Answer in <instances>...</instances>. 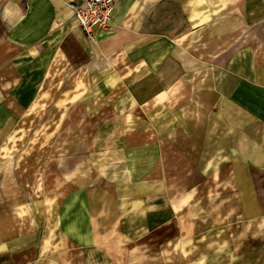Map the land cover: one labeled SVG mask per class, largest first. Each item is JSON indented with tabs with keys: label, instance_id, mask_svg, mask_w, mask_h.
<instances>
[{
	"label": "crops",
	"instance_id": "crops-1",
	"mask_svg": "<svg viewBox=\"0 0 264 264\" xmlns=\"http://www.w3.org/2000/svg\"><path fill=\"white\" fill-rule=\"evenodd\" d=\"M73 1L0 0V264H264L177 231L198 184L264 171V0H117L94 38Z\"/></svg>",
	"mask_w": 264,
	"mask_h": 264
},
{
	"label": "rangeland",
	"instance_id": "rangeland-1",
	"mask_svg": "<svg viewBox=\"0 0 264 264\" xmlns=\"http://www.w3.org/2000/svg\"><path fill=\"white\" fill-rule=\"evenodd\" d=\"M77 127V136L87 143L90 123L83 120ZM81 149L88 148H78L79 157L84 159L86 152ZM3 169L0 165V175ZM213 226L232 234L239 250L264 241V171L239 168L193 188L189 199L179 205L177 231L182 235L194 231L199 234Z\"/></svg>",
	"mask_w": 264,
	"mask_h": 264
},
{
	"label": "built area",
	"instance_id": "built-area-1",
	"mask_svg": "<svg viewBox=\"0 0 264 264\" xmlns=\"http://www.w3.org/2000/svg\"><path fill=\"white\" fill-rule=\"evenodd\" d=\"M117 0H77L70 3L72 19L86 36L94 38L96 32L110 24Z\"/></svg>",
	"mask_w": 264,
	"mask_h": 264
}]
</instances>
